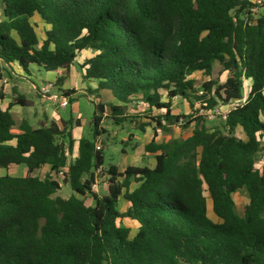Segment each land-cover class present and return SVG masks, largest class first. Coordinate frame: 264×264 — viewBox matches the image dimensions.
Listing matches in <instances>:
<instances>
[{
  "label": "trees",
  "instance_id": "1",
  "mask_svg": "<svg viewBox=\"0 0 264 264\" xmlns=\"http://www.w3.org/2000/svg\"><path fill=\"white\" fill-rule=\"evenodd\" d=\"M1 3L4 63L28 75L32 67L60 71L56 83L62 86L75 60L91 50L82 77L121 103L110 106L115 125L132 123L127 106L140 97L149 109L164 112L144 114L155 131L170 133L179 126L192 128V135L146 145V153L155 156L154 168L119 172L110 166L107 194L100 195L93 185L104 171L105 144L99 149L96 144L106 131L101 127L105 107L98 105L93 138L78 141V156L64 179L74 195L54 197L62 189L54 175L67 166L76 143L71 123L33 128L23 121L14 133L11 108L32 102L13 89L9 108L0 106V168L25 165L27 174L0 177V264H264V167H256L264 150V0ZM35 17L50 26L42 43ZM216 64L227 75L225 82L213 79ZM248 80L252 84L243 101ZM176 97L191 109L192 100L207 110L238 104L226 113L225 131L211 130L203 117L174 115ZM133 123L142 132L151 125ZM238 129L246 140L236 136ZM65 133L67 146L59 142ZM46 166L51 174L36 175ZM130 179L141 185L125 193L130 206L121 213L119 198ZM242 188L249 202L239 215L234 195ZM87 195L94 206L78 197ZM208 197L219 223L208 218ZM124 219L139 224L135 237L122 226Z\"/></svg>",
  "mask_w": 264,
  "mask_h": 264
},
{
  "label": "rangeland",
  "instance_id": "2",
  "mask_svg": "<svg viewBox=\"0 0 264 264\" xmlns=\"http://www.w3.org/2000/svg\"><path fill=\"white\" fill-rule=\"evenodd\" d=\"M254 2L255 0H251ZM2 12V3L0 0V17ZM258 13L257 10H255ZM37 18V17H35ZM34 21V18L32 19ZM37 36L42 42L45 36V28L42 24H39L36 27ZM94 56V53L91 50L83 52V54L75 61V68L70 76V78L62 85L58 86L55 83V90L52 94L57 95L60 98L65 99L67 106L61 107L58 101L52 98L46 97L45 99L51 101L47 102L48 112L53 116L59 118L58 120H65V122H70L69 130L71 131L74 139L76 140L75 146L72 152L68 151V162L66 166V171L68 170V165L73 163V161L78 156V141L81 138H93L92 125L91 122L93 117L96 114H99L97 106L103 105L105 107V113L102 115L103 121L101 123V127L106 131L101 137L98 138L97 143H102V148H104L103 143L105 144L104 156V171L101 173H97L96 175V187L93 186V190L99 194L106 195L107 191V171L110 166L114 165L121 169L125 168L127 164H139L140 157H143L144 164L148 165V160L150 155H145V146L149 141H156L158 143L170 141L173 139L185 140L187 139L191 133L192 128L183 130L179 126H174L170 133H165L163 131H155L154 123H150L147 119L144 118V114L150 112L152 116L163 115V111H158L156 109H149V106L146 105L140 97H138L133 103L127 106V115L132 119V123L126 122L121 125H115L110 117V106L111 105H121L118 101H116L110 92L108 91H99L97 90V82L96 81H86L83 79V69L80 64H83L85 60L90 59ZM2 60L0 61V70L4 73L6 79L11 80L13 83L21 82L22 86L25 87L27 94L29 96H34L35 90L33 89V83L31 80L26 78L17 77L14 74H11L9 69L3 70L2 67L5 66ZM220 67L216 64L213 79L219 78L220 82H225L227 75L221 74ZM59 73L58 76H60ZM41 75L42 77L38 78ZM30 77V76H29ZM34 79H40L41 81H45L47 78V72L45 71H37L34 72ZM197 79H200V75H196ZM57 78L55 79L56 82ZM3 84L0 82V92L2 91ZM251 87L250 81L245 82L244 94H248L249 89ZM199 90L200 85L198 86ZM72 89L75 93L72 94V97H68L64 92V90ZM17 90V89H16ZM18 91V90H17ZM19 92V91H18ZM20 93V92H19ZM13 94V90H12ZM21 94V93H20ZM24 95V94H22ZM28 100H30L26 95H24ZM13 97V95H12ZM32 101V100H30ZM35 101V99H33ZM173 114L174 115H193L196 117H203L206 121V126L211 130L215 128H219L225 131L224 128V118L223 114L228 112L232 107L233 103L227 106L218 105L212 110L204 109L207 107L205 103L196 102V100H192L193 109H191V105L187 100H184L180 97H176L173 100ZM150 110V111H149ZM17 115H15L16 119ZM141 121L145 124H151L145 128V132H142L139 129H136V125L133 121ZM264 122V117H262ZM16 127H14L13 131L17 132V126L20 123V120L17 119ZM49 120H46L45 123L36 122L35 127L41 126H49ZM155 133L157 134L155 136ZM236 136L242 140H246L245 134L241 129H238L236 132ZM59 142H64L65 145H68L67 134L61 135L59 137ZM264 147V140H263ZM256 167L258 170H262L264 167V150L259 153L257 158ZM21 173H18L20 175ZM44 175V174H43ZM59 182L62 184V189L58 191L54 197H60L63 199L70 198L74 193L69 184L64 183V178L62 176H58ZM208 196V194H206ZM80 199H84L87 205L92 206L93 200L91 196H87L85 198L78 196ZM235 209L239 215H243L244 207L249 202V195L245 188L240 189L235 195ZM208 218L215 222L219 223V219L215 216L212 208V201L208 197Z\"/></svg>",
  "mask_w": 264,
  "mask_h": 264
},
{
  "label": "crops",
  "instance_id": "3",
  "mask_svg": "<svg viewBox=\"0 0 264 264\" xmlns=\"http://www.w3.org/2000/svg\"><path fill=\"white\" fill-rule=\"evenodd\" d=\"M1 20H2V12H1L0 21ZM32 23L35 26V31H36V27L39 24H42L44 26V28H45V36H46V32L50 30V26L47 25V24H45L39 18H34V21H32ZM13 37L17 41L19 40V38H18V36H17L16 33H13ZM42 42H40V43H42ZM82 54H83V52L81 53V55ZM80 65L82 66V64H80ZM74 68H75V64L71 67L70 76H71ZM2 69L3 70L9 69L10 72H11V74H14L15 76H17V77L20 76L22 78H26L28 80H31L32 83H33V89L35 90L34 96L30 97L29 96V93L27 94V91L25 90V87L22 86L21 82H17V83L15 82V83H13V81L11 80V83H9V80L5 78L4 73L0 70V82L3 84V87L2 88H3V93H4V99L3 100H0V106H1L2 109L5 110V109L9 108L10 102L12 100V95H13L12 94V90L13 89H17L21 94L26 95L30 100H32L31 101L32 102V106H30V107L23 108L21 106H14V107L11 108L10 111H11V113L13 115L14 120L15 121H17V119L20 120V123L18 124V126L23 121L28 122L33 128H39V127H35L36 122L37 123L38 122L45 123L46 120H49L50 124L52 122H56L59 125H62L63 122H65V120H61V122H60L58 120L59 118L53 116L52 114H50L48 112V110H47L48 109L47 102H51V101H49V100L41 97L38 94L36 84H35V82L33 80V77H32V76H34V72H37L39 70L37 67H32L31 68L30 75L26 74L16 64H12V65L5 64V66H3ZM59 73H61V72L60 71L47 72V78L44 79V80H54V79H56L58 77ZM40 77H42V76L39 75L38 78H40ZM248 81H250V84H252L251 80H248ZM64 91H72V89L64 90ZM71 97H72V95H71ZM33 99H35V101H33ZM15 115H17L16 119H15ZM14 133H16V134L19 133V130H17V132H14ZM191 135H192V133H191ZM151 142H152V140L149 141L146 145H148ZM145 155H147V156L150 155V158L148 160V163H149L148 165L142 163L143 162V157H140L139 164H136V165L135 164H127V166L125 168H123V169H121V168H119L117 166L116 167L119 169V172H124L125 169H127L130 166H136V167H146L147 166L149 168H154V166L156 164L155 156L152 155V154H149V153H146L143 156H145ZM18 173H21V174L18 175ZM26 174H27V167L25 165L11 166V167L6 168V169L5 168H0V177H4V176L24 177ZM49 174H51V167L50 166H46V167L42 168L41 170H39L36 173V175L40 176L41 178H45ZM120 181H123V179H120ZM140 185H141L140 182H137L134 179H130V184L128 185V188L122 190V196H120V198H119V202H118V211L119 212H121V213L125 212L128 209V207L130 206L129 201H127L125 199V197H124L125 193H132V192H134L137 188L140 187ZM100 195H102V194H100ZM87 196H90V195H87ZM92 202H93V205L92 206H94L95 203H94V201H92ZM122 226H126V227H128L131 230V233H130V237L131 238H133V237L136 236V234L138 232V229H139V224L136 221L130 220V219H124L122 221Z\"/></svg>",
  "mask_w": 264,
  "mask_h": 264
},
{
  "label": "built area",
  "instance_id": "4",
  "mask_svg": "<svg viewBox=\"0 0 264 264\" xmlns=\"http://www.w3.org/2000/svg\"><path fill=\"white\" fill-rule=\"evenodd\" d=\"M34 82H35L36 87H37V92L41 97H43V98L49 97V98H52L53 100L56 99L58 101L59 97L57 95L52 94L53 91L55 90V83H56L55 79L54 80H45V81H41L40 79H34ZM249 91H250V89H249ZM247 95L248 94L245 95V98L243 99V101L246 100ZM59 104L61 107L67 106V103H66L65 99H63V98L59 99ZM237 104H238V102H235V103H233V106H236ZM226 113L223 114L224 120H226ZM100 146H101L100 143L96 144L97 149H99ZM65 168L59 170V172L54 175L57 180H58V176H62L65 179V176L67 173ZM93 186L96 187V183Z\"/></svg>",
  "mask_w": 264,
  "mask_h": 264
}]
</instances>
